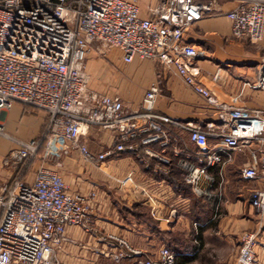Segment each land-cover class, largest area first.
<instances>
[{
  "label": "built area",
  "instance_id": "1",
  "mask_svg": "<svg viewBox=\"0 0 264 264\" xmlns=\"http://www.w3.org/2000/svg\"><path fill=\"white\" fill-rule=\"evenodd\" d=\"M238 2L226 13L231 36L260 42L264 0ZM207 9L195 0H162L153 8L154 16L142 17L136 0H0V136L15 143L1 163L14 172L22 166L14 180L0 183V264H60L58 251L67 241V227L93 231L88 200L68 191L58 172L40 166L32 181L24 179L25 171L40 157L37 152L43 143L45 160L73 149L95 162L129 153L145 170L152 167L154 172L171 164L165 155L170 148L183 181L211 203L216 214L223 181L215 178L212 169L221 175L233 152L254 143L239 174L260 182L250 193V204L264 213V111L237 105L238 96L219 98L212 103L214 120L180 123L157 111L158 84L148 88L136 111H130L115 93L89 86L85 60L89 46L96 43L99 52L119 50L125 62L136 58L158 62L172 69L194 93L209 99V87L193 73L200 52L185 40ZM212 77L218 79V72ZM251 86L264 90V74ZM15 103L44 113L45 123L36 138L23 141L5 133L2 115ZM92 125L115 132L113 142L97 153L80 142ZM175 128L187 133L192 154L186 152V141ZM153 144L160 147L158 152ZM108 237L114 243L110 256L115 262L175 263L177 253L168 247L145 252L123 238ZM255 243L256 233L241 235L237 264H258ZM94 251L101 253L100 248Z\"/></svg>",
  "mask_w": 264,
  "mask_h": 264
},
{
  "label": "crops",
  "instance_id": "2",
  "mask_svg": "<svg viewBox=\"0 0 264 264\" xmlns=\"http://www.w3.org/2000/svg\"><path fill=\"white\" fill-rule=\"evenodd\" d=\"M136 1L140 15L152 17L153 8L162 0ZM164 1L170 3V0ZM195 1L207 5L208 9L185 34V40L200 52L193 73L209 87V99L194 93L172 69L147 59L125 62L121 52L114 48L87 52L85 64L90 88L115 93L130 111H136L148 88L158 84L161 92L157 111L180 123L214 120L216 111L212 103L219 98L238 96L237 105L264 111V90L251 86L264 74V34L258 43L231 36L226 13L238 5V0ZM216 72L219 78L213 79ZM111 82L115 83V89L110 88ZM1 121L5 133L27 141L39 136L45 115L15 103L3 113ZM175 131L187 140L184 130L175 128ZM114 133L92 125L80 136V142L97 153L113 142ZM7 141L0 137V183L10 181L14 174L13 168H4L1 163L15 147ZM185 146L186 152L192 154L194 146L187 141ZM151 147L154 151L160 150L157 144ZM255 147L253 143L233 152L221 175L216 168L212 169L215 178L223 181L217 214L205 198L194 194L188 184L182 185V171L170 148L165 155L171 164L162 165L157 172L152 167L145 170L129 153L101 162L86 160L74 149L59 158L46 160L42 159V153L25 171L24 179L32 181L36 170L44 166L61 175L68 191L88 200L93 231L88 233L80 227L68 226L67 241L58 251L60 264H136L130 259L115 262L110 256L115 252L114 243L108 236L123 238L130 246L145 252L168 247L177 253L174 264H218L213 255L230 264V251L243 229L257 230L255 255L258 264H264V218L250 204V193L260 182L243 179L239 174V169L249 161L250 149ZM151 164L154 166V161ZM95 248H100L101 253H96Z\"/></svg>",
  "mask_w": 264,
  "mask_h": 264
},
{
  "label": "rangeland",
  "instance_id": "3",
  "mask_svg": "<svg viewBox=\"0 0 264 264\" xmlns=\"http://www.w3.org/2000/svg\"><path fill=\"white\" fill-rule=\"evenodd\" d=\"M98 48V44H96V43H93V44H91L90 46H89V48H88V51L89 50H91V51H93V49H97ZM100 55V54H99ZM86 65V64H85ZM87 71V70H86ZM88 72V71H87ZM90 79H89V83H90ZM97 83H99V80H97L96 81ZM110 85H112V86H110V88L112 87V88H114L115 89V83H112L111 82V84ZM109 88V89H110ZM1 138H3V139H6V141L7 142H11L12 144H15L12 140H10L9 138H5V137H2V136H0ZM1 158V157H0ZM1 160V159H0ZM259 214L261 215V217H263L264 218V213L262 214V213H260L259 212ZM244 232H254V233H257V230H250V229H243V230H241V231H239V234H237V239H236V241H235V244H234V246H233V248H232V250L230 251V255H229V258H231V262H230V264H235L236 263V260H237V255H238V251H239V248H240V238H241V235L244 233ZM210 253V252H209ZM214 257H215V259H216V261H218V264H224V261L221 259V257L219 258V256H217V255H213ZM210 264V263H209ZM215 264V263H214Z\"/></svg>",
  "mask_w": 264,
  "mask_h": 264
},
{
  "label": "trees",
  "instance_id": "4",
  "mask_svg": "<svg viewBox=\"0 0 264 264\" xmlns=\"http://www.w3.org/2000/svg\"><path fill=\"white\" fill-rule=\"evenodd\" d=\"M24 107H25V106H24ZM25 108H28V107H25ZM43 151H44V143L41 144V146H40V148H39V150H38V152H37L38 156H40V155L43 153ZM21 168H22V166H19V167L17 168V170L14 172L13 176L11 177L10 181L14 180V179L17 177V175H18L19 172L21 171ZM182 185H186V186H188L185 182H183ZM184 187H185V186H184ZM189 187H190V186H189Z\"/></svg>",
  "mask_w": 264,
  "mask_h": 264
}]
</instances>
